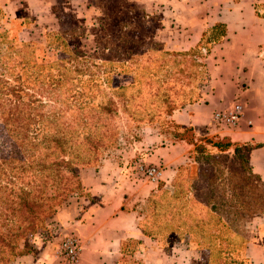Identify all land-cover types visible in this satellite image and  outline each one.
<instances>
[{"label":"rangeland","instance_id":"374dc122","mask_svg":"<svg viewBox=\"0 0 264 264\" xmlns=\"http://www.w3.org/2000/svg\"><path fill=\"white\" fill-rule=\"evenodd\" d=\"M140 2L62 0L53 10L52 26L28 16L10 22L0 11V80L6 83L0 81V87L18 88L24 103L39 89L45 71L56 75L58 91H67L56 104L70 109L61 116L71 123L74 139L98 141L86 154L89 164L77 167L78 178L82 170L111 164L140 180L134 165H146L152 148L175 146V135L194 139L192 144L181 142L182 151L174 147L168 152L180 165L136 210L139 228L152 242L146 244L156 254L146 258L148 245L139 250V242L131 241L120 262L264 264V185L241 162L245 148L239 146L240 158H234L232 149L219 152L211 141H201L198 129L194 135L183 133L187 127L169 119L173 111L201 98L209 81L204 59L213 44L203 38L193 48L171 49L159 35L158 17L144 12ZM21 29H27L26 39L19 36ZM51 64L56 66L46 69ZM1 123L0 151L8 142ZM71 198L86 196L81 188L55 214ZM54 216L46 230L29 240L32 247L59 245L63 238H56ZM33 253L35 247L26 255Z\"/></svg>","mask_w":264,"mask_h":264},{"label":"crops","instance_id":"0c3cea01","mask_svg":"<svg viewBox=\"0 0 264 264\" xmlns=\"http://www.w3.org/2000/svg\"><path fill=\"white\" fill-rule=\"evenodd\" d=\"M61 2L0 0V11L10 22L20 23V16H28L35 23L52 26L53 10L61 7ZM139 4L144 12L158 17L159 35L173 50L193 48L207 30L217 24L223 27L224 36L204 59L209 81L201 90V98L174 112L171 119L198 129L201 137L217 136L238 147H250L247 168L264 185V0H141ZM24 35L26 39L27 29L19 32V36ZM235 103L242 108L238 124L231 129L213 126L211 115L227 111ZM181 144L155 147L145 155L146 165L160 168L156 186L136 180L127 169L111 164L79 172L86 198H71L54 216L56 238L73 236L79 242L76 264H123L125 244L137 241L141 245L137 249L142 250L148 245L146 241L152 243L138 228L136 210L172 177L180 161L172 160L168 152L174 147L182 151ZM34 247L35 253L23 255L13 264H65L55 256L57 244L35 243ZM147 247L148 251L143 250L146 258L156 254ZM261 250L264 253V247ZM262 259L264 263V256Z\"/></svg>","mask_w":264,"mask_h":264},{"label":"trees","instance_id":"16d2710c","mask_svg":"<svg viewBox=\"0 0 264 264\" xmlns=\"http://www.w3.org/2000/svg\"><path fill=\"white\" fill-rule=\"evenodd\" d=\"M206 32L210 34L208 39ZM206 32L201 43L204 38L205 42L216 44L224 36V29L219 24ZM45 66L50 69L56 64ZM45 72L39 89L34 95H28L27 102H22L18 88L4 91L0 87V120L8 137L7 145L0 151V264H10L14 258L34 251L29 240L46 230L56 210L69 195L81 191L77 167L89 164L86 154L95 149L90 144L98 142L90 140L89 136L83 142L74 139L71 123L63 121L61 116L70 109H61L56 104L57 98L67 91L59 92L56 75ZM173 113L169 119L174 125L181 126L171 119ZM182 130L195 134L192 127ZM175 137L178 138L176 144H192L194 140H189L186 135ZM204 137L201 141H211L217 151L232 149L234 158H240L238 145L217 136ZM81 145L84 148L79 150ZM240 147L245 148L246 157L241 162L247 166L250 147ZM139 229L144 237L148 236Z\"/></svg>","mask_w":264,"mask_h":264},{"label":"built area","instance_id":"2783aa9c","mask_svg":"<svg viewBox=\"0 0 264 264\" xmlns=\"http://www.w3.org/2000/svg\"><path fill=\"white\" fill-rule=\"evenodd\" d=\"M242 116L241 105L235 103L227 111L214 112L211 115L212 125L217 128L231 129L240 121ZM135 174L146 183L156 186L160 181V170L157 167L137 162L134 165ZM80 245L73 236L64 237L56 250V257L61 258L65 264H76L79 259Z\"/></svg>","mask_w":264,"mask_h":264}]
</instances>
